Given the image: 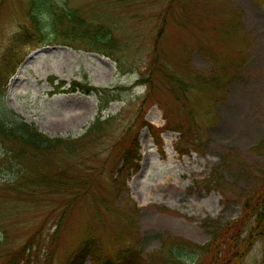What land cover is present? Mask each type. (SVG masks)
Here are the masks:
<instances>
[{"label": "rangeland", "instance_id": "rangeland-1", "mask_svg": "<svg viewBox=\"0 0 264 264\" xmlns=\"http://www.w3.org/2000/svg\"><path fill=\"white\" fill-rule=\"evenodd\" d=\"M35 5L45 12L80 11L88 23L113 28L115 57L84 44L59 43L44 12L48 35L39 41L40 32L30 24ZM158 57L172 69L178 65L181 76L191 61L193 72L207 83L187 104L204 132L201 146H189L186 139L187 155L177 153L175 132L162 133L160 150L148 129L139 133L142 122L165 127L164 108L177 109L161 73L152 78L151 93L138 83L148 79ZM50 76L57 78L55 84L65 81V90L74 81L86 82L119 97L102 114L110 119L104 137L70 153L59 150L50 160L51 166H65L70 179L59 198L43 189L34 192L31 204L10 206L23 197L2 183L17 170H0V188L9 197H0V208H9L4 211L7 247L23 244L40 226L44 259L57 247L49 237L56 235L60 244L54 262L39 264H69L89 241L112 256L134 246L144 260L131 264H149L155 252L169 249L165 238L204 246L211 227L221 232L239 220L244 195L264 180V0H0V119H23L50 138H81L99 114L100 98L94 91L55 94ZM136 137L137 169L125 159ZM50 177L47 182L56 178ZM75 182L87 185L86 192L71 191ZM55 203L60 210L65 203L71 208L61 220L59 212L48 215ZM85 264H93L92 258ZM242 264H264V237Z\"/></svg>", "mask_w": 264, "mask_h": 264}, {"label": "trees", "instance_id": "trees-1", "mask_svg": "<svg viewBox=\"0 0 264 264\" xmlns=\"http://www.w3.org/2000/svg\"><path fill=\"white\" fill-rule=\"evenodd\" d=\"M48 9V8H47ZM34 12V13H33ZM41 12H44L47 21L50 25L54 38L59 43H65V45L74 47L75 43L84 44L91 48L92 52L99 55H104L110 59L114 58L116 50V36L114 35L113 28L109 26L94 25L95 23H88L84 15H81L80 11L66 10L65 7L60 9L50 8L44 10L43 6L33 8L30 12L31 23L33 29L38 33L40 32L39 41L44 42L47 35L43 33L47 21L40 17ZM65 26V27H64ZM66 28L68 34L65 36L63 29ZM25 32H28V28H24ZM24 32V33H25ZM24 35L22 34V37ZM62 39V40H60ZM118 61V60H115ZM154 64L151 66V75L143 77L140 80V84L147 85L149 93L153 92L154 83L152 78L156 74L162 75L166 82L170 85V93L173 99L176 101L177 109L164 108V115H166V124L163 128H157L154 125L142 122L140 124L139 133L143 129H149L152 137L158 147L163 146L161 134L164 132H175L179 134L180 140L176 145V151L181 155L187 154L186 149L189 146H201L203 141L204 132L200 134V126L194 122L195 118H192L193 109L187 107L191 94L197 90H205L206 81L200 79V75L194 73L191 68V61H188L189 70L185 76H181L177 73L180 67L177 65L173 69L159 57L154 60ZM177 70V71H176ZM199 75V76H197ZM211 78H213L211 76ZM56 77L50 76L49 81L55 88V94L57 93H71V92H83L85 94H91L93 91L97 92L100 98V110L96 116L94 122L87 128L86 133L81 138L64 139V138H50L45 133L38 131L36 126L32 123L21 119L18 121H12L9 119H0V145L3 148V152L0 154V170H14L16 173L14 177L8 181H4L2 184L8 183L10 192L13 194H19L23 198L22 200H11L10 206L25 201H33L34 192L38 190H47L48 192L60 195L63 192H68L65 189V185L69 179L67 168L65 166H51L50 160L53 156H58L59 150L64 152H72L76 146L91 145L95 139H100L102 134L107 129V125L110 119H102L104 110L108 108L109 103L113 102L119 94H115V91L103 88L97 89L94 86H89L86 82H72L70 88L65 90V81H60L59 84H55ZM213 80V79H211ZM210 83V82H209ZM209 85V84H208ZM203 86V87H202ZM207 88V87H206ZM175 114H172V112ZM189 114V118L185 119L183 113ZM202 132V131H201ZM138 133V136H139ZM190 140L189 146L186 143ZM139 138L136 137L130 144L129 149L125 153V159L131 160L136 169L139 167L141 161L139 155ZM137 164V165H135ZM65 167V168H64ZM64 168V169H63ZM60 174H57L60 171ZM54 174L56 178L54 181L47 180ZM47 182V183H45ZM54 184H49L53 183ZM0 186L4 187V185ZM214 184V182H213ZM54 185V186H51ZM87 185L84 186L78 182L72 183L71 191L82 190L86 192ZM8 193L2 191L0 188V197L3 199H9ZM58 195V198L60 197ZM2 199H0L1 201ZM54 203V202H53ZM62 204V201L60 202ZM59 203L52 204L54 208L48 213L49 216H54L59 212V219H63L68 211L71 210L70 206L65 203L63 210L59 209ZM65 208V209H64ZM243 213L237 222H233L228 228L220 230L217 227H211V240L204 246H197L193 248L188 246L187 243L182 241H173L172 239H164L170 242L169 249L164 248L154 253V256L150 258L149 264H158L163 261L164 264H242L247 254L250 252V248L255 241H259L264 237V180L256 188H251L248 193L244 195L243 201ZM13 208H11L12 210ZM5 210L9 212L8 207L0 208V264H39L42 261L54 262L57 252L60 250V244L55 238L56 235L49 237V242L57 246L50 247L51 253L48 251L46 259L45 254L41 253L40 244L44 243L43 231L41 226L35 230L30 237H27L23 244H17L16 246L7 247L9 242L8 232L6 227L4 214ZM47 219L43 223H47ZM58 220L57 222H59ZM210 220V219H208ZM206 221V220H205ZM213 223L212 220H210ZM248 228V229H247ZM246 229L248 230L246 233ZM246 233V234H245ZM44 240V241H43ZM163 242V240H162ZM28 245V247H26ZM36 247L39 249L36 250ZM46 249V248H44ZM92 258L93 264H131L135 262L136 258H141V262L144 260V256H139L135 253V247L127 248L121 254L115 256L110 255L107 250L98 249L93 247L92 241L87 242L81 247L69 260V264H85L87 259ZM48 259V260H47Z\"/></svg>", "mask_w": 264, "mask_h": 264}]
</instances>
